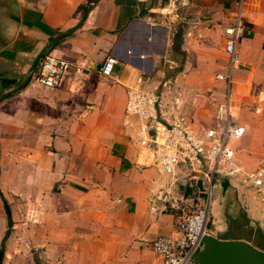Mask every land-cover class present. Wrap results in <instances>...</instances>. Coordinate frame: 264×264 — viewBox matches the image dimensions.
Segmentation results:
<instances>
[{"label": "crops", "instance_id": "1", "mask_svg": "<svg viewBox=\"0 0 264 264\" xmlns=\"http://www.w3.org/2000/svg\"><path fill=\"white\" fill-rule=\"evenodd\" d=\"M233 1L0 0V192L10 210L9 221L0 196V264H161L150 242L173 233L174 216L150 199L194 186L158 170L143 122L124 112L127 91L141 74L161 95L162 118L214 126ZM244 10L229 87L244 133L228 140L238 168L217 175L209 230L264 251V0ZM176 13L197 22L190 35ZM49 52L72 64L57 88L29 81ZM110 54L119 62L105 78L98 68Z\"/></svg>", "mask_w": 264, "mask_h": 264}, {"label": "built area", "instance_id": "2", "mask_svg": "<svg viewBox=\"0 0 264 264\" xmlns=\"http://www.w3.org/2000/svg\"><path fill=\"white\" fill-rule=\"evenodd\" d=\"M232 22L224 27L223 51L227 55L225 73L215 77L226 84L224 100L218 104L214 126H193L186 114L178 113L171 120L161 117V95L146 87L147 78L138 75L135 84L128 88L124 112L143 122L147 133L146 151L160 172L178 170L188 177L194 186L190 195L173 196L165 191L160 197L150 199V209H156L157 201L164 209L169 208L174 216L173 233L162 234L151 240V248L161 264H198L195 255L201 249L203 239L210 235V203L215 176L236 173L238 165L234 151L229 146L231 137H240L244 127L234 124L230 112L229 87L234 69L237 67L238 46L245 31V0L233 1ZM175 19L184 24L187 35L197 23L189 14L176 13ZM198 37L202 36L198 34ZM119 59L110 54L98 68L102 77L112 76ZM82 64L75 67L78 72ZM72 64L51 52L41 57L29 81L46 88H57L71 72ZM176 172L173 173L175 175ZM250 184L259 186L260 172L247 174ZM175 179V177H174ZM194 179V182L191 180ZM177 181L176 179L171 184Z\"/></svg>", "mask_w": 264, "mask_h": 264}, {"label": "water", "instance_id": "3", "mask_svg": "<svg viewBox=\"0 0 264 264\" xmlns=\"http://www.w3.org/2000/svg\"><path fill=\"white\" fill-rule=\"evenodd\" d=\"M195 260L198 264H264V251L244 240L206 235Z\"/></svg>", "mask_w": 264, "mask_h": 264}, {"label": "rangeland", "instance_id": "4", "mask_svg": "<svg viewBox=\"0 0 264 264\" xmlns=\"http://www.w3.org/2000/svg\"><path fill=\"white\" fill-rule=\"evenodd\" d=\"M232 111H233V113H232L233 116L238 115V113H237V114L235 113L234 109H232ZM244 116H246V114H244ZM244 166H245V165H244ZM249 166H251V164H250ZM245 167H246V166H245ZM214 184H215V185L213 186V189H212V197H214V196L220 191V187L217 186L218 184H220L219 176H215ZM4 195L6 196V198H7L8 200H11V199H12L9 193L4 192ZM13 203H14V202H13ZM20 211H22V210H20ZM211 211H212V207H211V209H210V213L212 214ZM0 213H1V214H0V222H1L3 219H5V214L3 213L2 209H0ZM211 216H212V215H211ZM240 227H243V226H240ZM209 228H210V224H209ZM234 229H235V231H237L236 228H235V226H234Z\"/></svg>", "mask_w": 264, "mask_h": 264}, {"label": "trees", "instance_id": "5", "mask_svg": "<svg viewBox=\"0 0 264 264\" xmlns=\"http://www.w3.org/2000/svg\"><path fill=\"white\" fill-rule=\"evenodd\" d=\"M9 95H10V94H5V95L2 96V97H6V96H9ZM0 196L2 197L3 205H4V208H5V211H6L7 217H8V219H9V221H10V210H9V206H8L6 200L3 198V195H2L1 192H0Z\"/></svg>", "mask_w": 264, "mask_h": 264}]
</instances>
